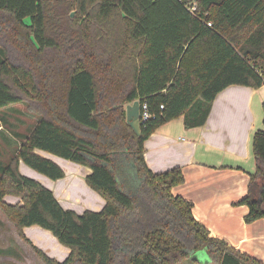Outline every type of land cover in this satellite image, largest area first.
<instances>
[{
  "label": "trees",
  "instance_id": "1",
  "mask_svg": "<svg viewBox=\"0 0 264 264\" xmlns=\"http://www.w3.org/2000/svg\"><path fill=\"white\" fill-rule=\"evenodd\" d=\"M73 9L78 15L65 16ZM233 84L264 85V0H0V109L25 102L38 115L0 161V211L44 264H177L199 249L213 264H264L211 236L192 203L172 194L184 181L179 167L155 173L144 159L156 128L180 117L185 128L202 126L215 96ZM135 100L150 113L139 134L126 122ZM262 110L255 168L238 201L248 206L246 223L264 218V102ZM36 150L90 168L85 182L103 207L64 208L22 174L20 161L64 177ZM32 225L69 254L58 261L33 245L23 233Z\"/></svg>",
  "mask_w": 264,
  "mask_h": 264
},
{
  "label": "crops",
  "instance_id": "2",
  "mask_svg": "<svg viewBox=\"0 0 264 264\" xmlns=\"http://www.w3.org/2000/svg\"><path fill=\"white\" fill-rule=\"evenodd\" d=\"M263 102L264 85L259 88L229 85L215 96L202 126L185 128L180 117L162 124L144 141V159L153 172L180 168L184 181L174 186L171 192L192 203L194 218L210 235L225 240L234 249L262 263L264 218L246 223L244 216L248 213V206L238 204V201L246 194L249 173L255 168L252 137L254 131L262 127ZM15 141L18 142L13 137L9 139V149H13ZM36 151L52 159L49 153ZM79 166L80 169L71 174L72 178L67 181V185L65 181L52 189L42 179L44 175L36 176L32 173L31 178L49 188L64 208L71 204L67 198L77 193L75 197L85 209L99 211L105 200L98 193L92 199L91 205L79 197L77 189L82 185L80 176L85 181L86 175L91 172L90 168L80 164ZM19 167L24 174L21 165ZM54 182L61 181L58 179ZM18 200L4 197V201L11 204ZM23 233L33 245L55 259L56 256L48 251L54 243L62 248L64 258L70 252L69 248L58 243L49 230L40 226L24 227ZM195 258L193 259L198 262ZM208 260L204 262L210 264L209 257Z\"/></svg>",
  "mask_w": 264,
  "mask_h": 264
},
{
  "label": "rangeland",
  "instance_id": "3",
  "mask_svg": "<svg viewBox=\"0 0 264 264\" xmlns=\"http://www.w3.org/2000/svg\"><path fill=\"white\" fill-rule=\"evenodd\" d=\"M72 12L73 16H71ZM76 15H78L76 9H73L69 13H65V16L70 18H74ZM24 20L26 23H29V18H25ZM37 120L38 115L31 112L28 108L27 103L25 102L11 104L7 107L0 109V161L5 163L8 161V158L12 154L11 152L19 145L18 142H21L22 140L20 136H22V138L24 136H27L30 130L35 125V123L37 122ZM12 137L15 138V140H18V142L15 141L13 149H9L10 144H8V141L9 139H12ZM50 156L58 165H60V167L64 171L65 177L63 179H60L61 182H54V180H51L36 172L35 170L31 169L22 161H20L19 165H21V170H24L23 173L26 174L28 177H32V173L36 176H43L42 179H45L47 181V184L51 187V189L60 183L63 184L65 181L67 185V181L72 178L71 174L73 173V171H75L76 169H80L79 164L52 154H50ZM80 178L82 181V185L77 189L79 197H81L86 204L88 203L89 205H91L92 199L98 194L85 183L84 178H82L81 176ZM76 194L77 193H74L67 198L71 202V204L68 205V208H72L77 212H81L86 207L80 204V200L75 197ZM9 197L17 198L15 196ZM63 205L66 206V204ZM5 247L8 248L6 252L2 253V256L0 255V264H44L43 261L33 253V250L30 248V246L23 240H21L13 225L6 219L4 214L0 211V248ZM50 247L48 248V251L51 253V255H55L56 259L62 260L64 258L63 254L61 253L62 248H60L59 245L54 243ZM10 250L13 251L12 253L15 257H17L15 252H20L22 255V259L17 260L13 257H9L8 255L4 256ZM194 257H196L195 259H197L198 262L193 259ZM204 260L207 262L209 261L208 254L205 249H199L198 251H195L190 258L184 259L178 262L177 264H206L207 262L205 263ZM210 264L213 263L211 262Z\"/></svg>",
  "mask_w": 264,
  "mask_h": 264
},
{
  "label": "water",
  "instance_id": "4",
  "mask_svg": "<svg viewBox=\"0 0 264 264\" xmlns=\"http://www.w3.org/2000/svg\"><path fill=\"white\" fill-rule=\"evenodd\" d=\"M73 16V12L71 13ZM126 122L134 130L136 134H139L140 125V103L139 100H135L132 103L125 106ZM2 256V255H1Z\"/></svg>",
  "mask_w": 264,
  "mask_h": 264
},
{
  "label": "built area",
  "instance_id": "5",
  "mask_svg": "<svg viewBox=\"0 0 264 264\" xmlns=\"http://www.w3.org/2000/svg\"><path fill=\"white\" fill-rule=\"evenodd\" d=\"M181 1V0H180ZM186 8L194 13L197 9V3L196 1H192L190 3H188L186 5ZM208 25H211V23H208ZM163 106L160 105V108H162ZM150 117V113H149V110H148V107L146 105V103H142L140 104V123L145 121L146 119H148Z\"/></svg>",
  "mask_w": 264,
  "mask_h": 264
},
{
  "label": "flooded vegetation",
  "instance_id": "6",
  "mask_svg": "<svg viewBox=\"0 0 264 264\" xmlns=\"http://www.w3.org/2000/svg\"><path fill=\"white\" fill-rule=\"evenodd\" d=\"M9 247V246H8ZM8 247H5V248H8ZM31 248V247H30ZM32 249V248H31ZM33 250V249H32ZM16 253V255H17V257H15V256H9V257H13L14 259H17V260H21L22 259V255H21V253L19 252H15ZM33 253L37 256V254L34 252V250H33ZM38 257V256H37Z\"/></svg>",
  "mask_w": 264,
  "mask_h": 264
}]
</instances>
